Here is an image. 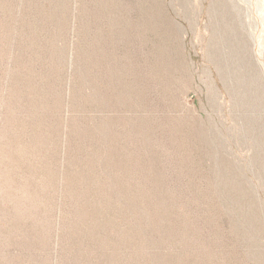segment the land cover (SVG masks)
<instances>
[{
    "label": "rangeland",
    "instance_id": "obj_1",
    "mask_svg": "<svg viewBox=\"0 0 264 264\" xmlns=\"http://www.w3.org/2000/svg\"><path fill=\"white\" fill-rule=\"evenodd\" d=\"M0 264H264V0H0Z\"/></svg>",
    "mask_w": 264,
    "mask_h": 264
}]
</instances>
